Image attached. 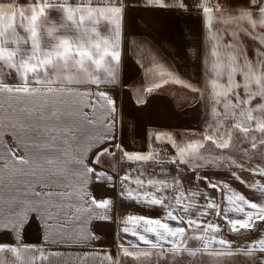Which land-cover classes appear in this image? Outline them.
Segmentation results:
<instances>
[{"label": "crops", "instance_id": "crops-1", "mask_svg": "<svg viewBox=\"0 0 264 264\" xmlns=\"http://www.w3.org/2000/svg\"><path fill=\"white\" fill-rule=\"evenodd\" d=\"M32 2L33 0H3L0 7L16 6L21 10L22 6ZM120 2L123 5L118 17L121 26V60L115 67V82L106 84L102 88L87 84L69 86L80 92L103 91L114 99L116 111L113 127L107 129L104 127L111 118L106 117L102 110L93 114L90 108L79 107L80 97L76 95H67L62 92L45 94L46 86L44 85L39 86L41 92L35 96L0 94V117H5L0 121V132H3L5 136H10V131L15 132L23 136L21 144H33L34 146L20 148L22 151L19 154L16 152L14 154L11 146L13 154L11 156L14 160L11 157V162L6 163V171H18L16 158H23L26 163L19 161L22 172L21 180L30 182L33 176H36L34 168H27L25 165H44L47 163L45 157L51 155L55 162L53 164L56 166L52 180L57 182L58 187L51 196L47 195L49 193L46 195L49 198L52 197L51 201H54V198L63 199L61 202L63 208L59 210L60 213L70 218L71 236L74 233L71 238L54 236L50 239L52 234H46V224L42 221L44 208L39 202L40 199L36 205L33 204L38 206L40 211H28L27 216H22V213L32 206L26 202L22 203L20 220L3 215L2 222L8 225V230L0 231V243L32 247L22 248L18 259L7 251L0 253V260L7 261L8 264H12L14 259L16 264H113V260L108 258L119 260V250L123 246H128V242L144 247L143 242H139L130 233L126 234L122 231L125 226L122 220L128 215L161 219L162 222L169 223L170 227H183L184 236L178 238L183 242L181 247L198 251L195 257L189 256L187 252L177 253L175 257L181 258L182 263L200 264L199 255L204 247L201 237L205 235L203 226L209 222L219 225L222 229L218 238L222 236L240 248L257 239L261 229H264V225H258L256 231L244 232L242 235L234 234L228 228L230 226L223 214L216 216L214 212H209L208 215L199 218L197 221L201 225L199 230L187 223L189 219L197 218L198 211L204 210L199 206L206 204L209 198L214 199L217 204L227 206L224 193L208 187L209 180L214 183L219 182L221 185L227 183L231 190L244 195L251 202L259 203V194L247 185L262 179L251 169L264 166V159H261L264 148L248 152V139L244 138L240 144L234 141V147L228 150L217 149L211 141L202 140V136L207 134V125L211 124L214 118L211 100H206L200 91L190 103L178 107L169 91L168 83L159 91L143 97L135 94L132 87L136 79H143L145 82L155 73L161 75V71L165 68L163 62L165 60L161 59L160 54H163L179 73L197 82L199 90L206 87V81L210 79V75L205 69L210 67L213 42L209 39L208 30L203 28L202 10L195 7L201 0H183L188 7L187 11L165 10L155 5L149 6L146 0H120ZM168 2L171 3L172 0ZM218 2L223 6L224 18L229 20L228 23L214 21L216 28L213 31L221 38V43L231 44L235 51H242L250 61L257 60L256 52L260 47L258 42L251 35L239 30L237 25L231 21V18L240 16L242 10L256 11V6L250 0H218ZM69 3L76 6L77 3H85V0H69ZM108 6L110 5L105 3L91 4L93 8ZM22 15L21 12L20 16ZM48 15L52 20L62 22V12L50 9ZM86 22L87 27L90 22ZM245 26L246 22H242L239 27ZM110 27L101 20V28L97 31L100 32L102 38H107ZM233 31L236 32L235 38L232 36ZM255 31L258 32L259 29ZM6 32L9 37L13 33L24 35L22 30ZM63 32L64 30L61 29V33ZM68 34H75V30L69 29ZM42 39L47 40L48 37L42 33ZM8 46L14 47L11 39H9ZM20 47L28 51L31 45L22 43ZM99 75L103 78L105 73L101 71ZM81 78L86 79L87 77L82 76ZM6 79L10 85L20 83L19 77L14 72L7 75ZM219 80L222 84L226 83V73H222ZM236 81L241 84L245 82L240 75L236 76ZM55 87L59 89L60 86ZM237 91L242 97L244 96L243 88ZM50 96L53 97L52 100H49ZM229 98L235 102L231 95ZM85 99H95V97H85ZM261 102L260 99H255L251 106L254 107ZM218 111L223 113L222 105L218 106ZM82 112L87 113L93 123L89 124L85 121ZM253 115L264 119V115L259 112ZM236 122L233 117H229L225 121L226 127L231 128ZM253 127H255L254 123ZM65 129H70V131L66 132ZM159 133L171 134L181 146L200 141L203 147L198 148L194 154H186V159L192 161L191 164H174L171 161L176 156V150L169 142H157L154 137ZM108 137H114L112 143L122 145L128 152L152 153L153 158L141 162L127 161L122 159V153L119 150H114V160L113 155H104L101 157V163L95 164L94 160L98 152L102 148L110 147ZM2 139L3 136L0 134V140ZM12 140L15 139L12 138ZM229 143L231 146L232 141L230 140ZM35 144L39 147H35ZM46 144H52V146L46 147ZM196 160L200 163L197 164ZM81 162L97 172L103 171L112 176V181L97 182L95 176L89 174L87 184H85L84 177L81 175ZM137 169L140 171L138 172ZM232 172L239 176V181L233 179L230 174ZM126 174L129 179L122 184L121 176ZM197 176L201 178L197 179ZM204 177L207 179H203ZM137 178L143 179L145 185L148 179L167 181L170 186L167 189H161L159 195L165 197L166 203L172 204L175 209L174 215L184 216V222L165 220V210L160 206L148 207L123 199L120 195L121 188L135 189ZM173 178L178 180L176 191L185 194V199L180 205H177L173 198L175 196ZM81 186L88 193V196L83 199L76 195ZM40 187L38 185L36 189H33L27 184L24 187V193L28 196L32 195V198L39 196L46 198L45 192L41 191ZM143 190L151 191L152 189L148 186ZM192 191L202 194L190 200L188 196ZM37 193L40 195H36ZM60 193H72V195H58ZM8 195L7 192L4 193L6 200ZM2 196L0 192V198ZM92 197L97 202L107 198L110 204L106 208H97L90 204ZM6 203L12 205V203ZM4 207L7 212V206ZM185 208H188L187 213L183 211ZM230 218L243 217L231 214ZM25 220L26 223L23 222ZM12 222L21 225L16 233L11 230ZM128 226L132 227L131 224ZM81 229H86L87 232ZM148 237L155 239L154 234H148ZM49 242H54V246L48 247ZM165 247L168 245L165 244ZM201 252L203 253V250ZM171 257L173 256L169 254L168 259ZM211 258L214 260V256ZM242 258L243 260L236 259L234 264H248V257L242 256ZM212 264L216 263L212 261Z\"/></svg>", "mask_w": 264, "mask_h": 264}, {"label": "snow or ice", "instance_id": "snow-or-ice-1", "mask_svg": "<svg viewBox=\"0 0 264 264\" xmlns=\"http://www.w3.org/2000/svg\"><path fill=\"white\" fill-rule=\"evenodd\" d=\"M3 0H0L2 3ZM105 3L108 7L93 8L92 3ZM256 6V11L242 10L240 16L231 18L239 30L251 35L260 46L257 49L255 61H250L242 51L238 52L233 49L231 44H222L221 38L213 31L217 23H228L229 20L223 16V6L218 0H201L195 5L196 8L202 10L203 28L208 30L209 39L212 43L210 67H206L209 72L210 79L206 81V87L200 89V94L212 102L213 121L207 125V134L202 136V140L211 141L217 149L228 150L234 147L235 142L230 146L229 141L236 134L238 138L248 139L251 142V148H264V119L259 116H254L253 113L259 112L264 115V0H250ZM149 6L155 5L165 10L176 9L187 11L188 7L183 3V0H146ZM55 9L63 13L61 21L52 20L48 11ZM123 5L120 0H85V3H77L73 6L69 0H33L32 3L21 7L23 13L21 19L24 22L22 31L24 35L13 33L11 37L0 27V94H17L35 96L41 92L40 85L46 86V93L62 92L67 95H76L80 97L79 107L90 108L95 114L102 110L106 117H110L108 123L104 127L111 128L114 125L115 101L107 93L99 92H80L70 85H96L98 88L104 87L106 84L115 82V67L121 60L120 52V35L121 26L118 22V17L121 14ZM259 17L256 19L255 17ZM101 20L106 22V26H111L109 36L102 38L100 32L97 31V25ZM88 21L92 25L90 29H84L85 22ZM67 22H71L72 28L75 29V34L69 35V26ZM242 22H246V26L240 28ZM2 24V21H0ZM61 29L64 30L61 33ZM259 29V31H255ZM42 33L48 39H42ZM233 38L236 32L232 33ZM9 39H11L14 47H9ZM30 43V50L25 51L20 47L21 44ZM191 51V50H189ZM208 63L207 61L205 62ZM103 71L105 76L102 78L99 73ZM15 73L20 83L10 85L7 82V75ZM222 73H226V83H221L219 77ZM240 75L244 78V83H238L236 76ZM86 76L87 78H81ZM161 76H167L170 79H164L162 82L182 84L185 88H191L197 91L191 84L186 83L172 72L163 70ZM59 85V89L55 86ZM161 85L156 84L152 88H148V92H153ZM243 88L244 96L242 97L238 89ZM210 89V91H209ZM255 89V90H253ZM231 97L234 98H229ZM85 97H95V99L86 100ZM260 99V104L252 107V101ZM223 107V113L218 111V106ZM248 107H245V106ZM82 117L89 124L93 123L89 119L87 113L82 112ZM233 117L237 122L231 128L226 127L225 121ZM253 123L255 127L253 128ZM70 131V129H65ZM253 132H259L260 137L253 135ZM227 137V139H225ZM155 140L160 143L169 142L176 150V156L171 161L174 164H191L192 161L186 159V154H194L198 148L203 147L200 141L189 143L185 146L178 144L168 133H159L155 135ZM110 147L102 148L98 152L94 163L100 164L101 157L104 155H113L114 150H119L122 153V159L127 161H149L153 158L152 153L142 154L137 152H128L120 144H113L114 137H108ZM95 143V141H93ZM244 153L242 152V155ZM21 163H26L23 158H16ZM261 159H264V153L261 154ZM49 163H55L49 161ZM199 164L200 161L196 160ZM242 166V165H241ZM115 167V165H113ZM84 183L87 184L89 174L94 175L97 182L101 180L112 181V176L107 175L103 171L97 172L94 168L83 165L81 162ZM253 173L258 174L262 179L253 183H249L247 187L255 189L260 196V202H251L244 195L231 190L227 183L222 185L219 182L208 181V187L217 189L224 193V200L227 206L217 204L214 199L209 198L207 203L199 207L203 211H198L196 219L187 221L189 226H195L197 230L201 225L197 223L200 217L206 216L209 212H214L216 216L223 214L230 226V231L234 234H243L244 232H253L257 230L258 225H264V166H258L251 169ZM139 172L140 170L137 169ZM233 179L239 181V176L235 172L230 173ZM201 177L197 176V179ZM129 176H121V182L126 183ZM203 179H207L204 177ZM173 186L175 187V196L173 197L176 204L180 205L184 201V192L176 191L178 180L173 178ZM135 189L121 188L120 195L123 199L143 204L148 207L160 206L165 210L164 219L168 221L184 222L183 215H174L175 209L172 204L165 202V197L159 195L161 189H167L170 185L164 180L148 179L145 185L143 179L135 180ZM151 186V191L143 190ZM198 191H192L188 199L193 200L197 195H201ZM40 195V194H36ZM51 196L52 194H47ZM58 195H72V193H60ZM81 199L88 196L87 191L81 186V189L76 193ZM206 195V194H204ZM90 204L97 208H106L110 204L109 199H104L97 202L94 197L90 198ZM171 209V210H169ZM28 211L39 212L40 208L33 205L31 208H26L22 216H27ZM187 213L188 208L183 210ZM231 214L241 215L243 218H230ZM26 223V220L23 221ZM122 223L125 225L122 228L124 233H130L136 237L139 242H143L144 247L138 244L128 242V247H122V253L125 257H132L134 264H150L149 258L152 256L164 257L171 254L173 257L177 253L183 254L187 252L189 256L195 257L198 250L182 248L183 243L178 238L183 237L185 229L183 227H170L169 223L162 222L161 219L146 218L142 215H128L123 218ZM131 224L130 228L128 225ZM21 225L15 222L11 223V230L16 233ZM0 230L7 231L8 225L0 222ZM204 236L203 241L204 251L209 255L220 257H230L242 254L258 264H264V229H261L260 236L245 244L242 248L236 247L233 243L222 236L218 238V234L222 232L219 225L215 223H207L203 226ZM142 233V234H141ZM148 234H154L155 239L148 237ZM165 244L168 247H165ZM219 246L216 249L214 246ZM32 246L28 245H10L0 243V253L7 251L19 258V254L23 249ZM259 254V255H257ZM113 264H120L119 260L112 257ZM0 264H8L7 261L0 260ZM16 264V260L12 261Z\"/></svg>", "mask_w": 264, "mask_h": 264}, {"label": "rangeland", "instance_id": "rangeland-1", "mask_svg": "<svg viewBox=\"0 0 264 264\" xmlns=\"http://www.w3.org/2000/svg\"><path fill=\"white\" fill-rule=\"evenodd\" d=\"M20 14H21V10H19V8L16 6L8 7V5H6L5 7H2V8L0 7V21H2V24H0V27H2L3 30L5 31L14 30L16 32H20V30H22V25L24 23L21 20ZM67 24L69 26V29H74L71 26V22H67ZM91 27H92L91 24H89L87 27H86V24L84 25V28H87V29ZM96 27L97 29L101 28V22ZM248 47L250 48L249 43H248ZM52 98L53 97L50 96L49 100H52ZM44 106L46 107V105ZM4 119L5 117L4 118L0 117V121ZM0 134L3 136V139L0 140V190H1L0 192L3 195L2 198H0V222L3 221L2 219L3 215H6V217H9V218L12 217L16 220H20L22 203L26 202L28 204H31V206H33V204L36 205L37 204L36 202L38 201V199H40L39 202L43 206L42 208H44L43 213H42V216H43L42 221L46 224V228H45L46 234L47 235L52 234L50 239L54 238V236H58V237L60 236L61 238L63 237L71 238L74 235V233L71 236L70 231H72V229L70 225V218L67 217L68 215H65V214L63 215L62 213H60V210H59L63 208L62 207L63 204L61 203L63 202V199L57 200L56 198H54V201H51L52 197L49 198L46 195V193L52 194V192L56 190V187H58L57 182L52 180V177L54 176L53 170L56 168V166L53 163H49L50 160L53 161V158L51 157V155L45 157V159H47V163H44V165H39V166L25 165V167L27 168L33 167L34 174L36 176H33V180L30 182H28L27 180H21L22 172H21V166H20L19 161L17 162L18 165L16 166L19 169L18 171H14V172H10L8 170L6 171V167H7L6 163L11 162V157H12L11 156L12 154L11 146L13 148L14 154L15 152L19 154L20 151H22L20 148L27 147V146H33V144H21L23 142V136L16 134L15 132L10 131V136L9 135L5 136L3 132H0ZM252 134L257 136L258 138H261L259 132L258 133L253 132ZM238 137H239V134L237 133L236 136H234L233 139L231 140L232 144L234 141H236L237 144H240V141L243 140V138H238ZM12 138H14L15 140H12ZM49 145L52 146V144H46V147ZM35 147H39L38 144H35ZM252 150L253 149L251 148V142L250 140H248V152ZM12 158L14 160V157ZM41 159L44 160L43 158ZM8 167L10 168L11 166H8ZM6 179L8 181H6ZM5 183H6V186H5ZM27 184L29 187H32L33 189H36L38 185L41 186L40 189L41 191L45 192L46 198H42L41 196L32 198V195L28 196V194L24 193V187ZM66 185H68V183H66ZM5 187H7L6 190H5ZM5 192L9 194L7 196V200L4 196ZM6 202L12 203V205L10 206ZM4 206H7V212L5 211ZM46 208H50V209H46ZM81 230H83L85 233L87 232L86 229H81ZM0 231H3V230H0ZM33 237H35V235H33ZM47 245L48 247H52L54 246V242H49ZM123 247H128V246H123ZM216 249H218V247ZM202 250H203V253L201 252ZM202 250L200 251V255H199L201 258L200 264H210V263L212 264V261H214L216 264H234L236 263V259L243 260L242 256L245 258L244 255L238 254V255L227 257V258L220 257L219 259L214 256V260H212L211 258L212 255H209L208 252L204 251V247L202 248ZM168 258H169V255L164 256V257L152 256L149 258V261H150V264H195L194 262L193 263H188V262L182 263L181 258L178 259V257H171L170 259ZM119 261H120V264H134V259L132 257L123 256L122 247L119 250ZM248 264H258V262L253 261L252 259L248 258Z\"/></svg>", "mask_w": 264, "mask_h": 264}, {"label": "trees", "instance_id": "trees-1", "mask_svg": "<svg viewBox=\"0 0 264 264\" xmlns=\"http://www.w3.org/2000/svg\"><path fill=\"white\" fill-rule=\"evenodd\" d=\"M159 56L161 57V59L165 60L163 61L165 67L163 70L172 72L175 76L179 77L186 83L191 84L194 88L197 89V91H193L191 88H185L182 84H175L171 82L168 83V86L170 87L169 91L172 94L176 106L183 107L197 97L199 91L198 83L179 73L177 69L173 66V64L166 57L163 56V54H160ZM164 79L170 78L167 76L162 77L160 74L155 73L145 82L143 81V79H136L132 87L135 94H137L139 97H143L162 89L165 86V84L162 82ZM156 84H160L161 86L159 88H156L153 92L147 91L148 88H152ZM228 228L230 229V227Z\"/></svg>", "mask_w": 264, "mask_h": 264}, {"label": "built area", "instance_id": "built-area-1", "mask_svg": "<svg viewBox=\"0 0 264 264\" xmlns=\"http://www.w3.org/2000/svg\"><path fill=\"white\" fill-rule=\"evenodd\" d=\"M164 149L166 150L167 148L165 147Z\"/></svg>", "mask_w": 264, "mask_h": 264}]
</instances>
